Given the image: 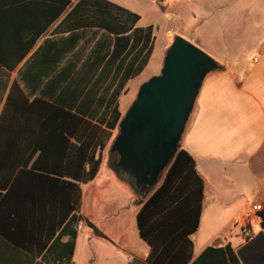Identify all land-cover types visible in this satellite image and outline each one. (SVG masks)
Returning a JSON list of instances; mask_svg holds the SVG:
<instances>
[{"label":"trees","instance_id":"trees-1","mask_svg":"<svg viewBox=\"0 0 264 264\" xmlns=\"http://www.w3.org/2000/svg\"><path fill=\"white\" fill-rule=\"evenodd\" d=\"M70 3L0 0V171H9L0 184V232L28 234L14 243L54 253L63 264L75 247L81 184L96 177L122 117L119 97L148 64L155 40L139 13L79 0L65 30L33 49ZM121 180L137 195L136 225L150 264H242L229 242L193 257L205 183L187 150L179 147L152 189ZM256 215L264 231V205Z\"/></svg>","mask_w":264,"mask_h":264},{"label":"crops","instance_id":"crops-1","mask_svg":"<svg viewBox=\"0 0 264 264\" xmlns=\"http://www.w3.org/2000/svg\"><path fill=\"white\" fill-rule=\"evenodd\" d=\"M78 1L71 0L39 36L33 49L46 37L65 30L63 19ZM109 1L125 7L119 0ZM162 1L169 5L173 0ZM192 1L178 0L177 8L188 10L186 6ZM203 5L207 7V3ZM177 8L166 13L167 20L175 19ZM140 22L141 19L139 25ZM256 22L254 55L246 59L239 54L231 56L219 63L222 68L207 74L181 137L180 147L193 156L197 172L205 183L200 223L191 236L194 258L207 246L229 242L242 264H264V231L256 215L264 205V15ZM192 30L189 27L188 31ZM168 31L175 36V31L179 30ZM258 39H262L260 45ZM100 168L93 180L81 184V191L95 183ZM8 174V170L0 171V184L6 181ZM109 176L111 179H106L107 182L123 191L114 173ZM76 225L77 222L74 225L77 237L69 264L81 256L83 241H88ZM245 230L251 231L249 237ZM29 238L28 234L0 232V264H63L54 253L38 254L28 245L14 243ZM67 239L65 235L61 241ZM149 251L147 245L138 253L141 264H150Z\"/></svg>","mask_w":264,"mask_h":264},{"label":"rangeland","instance_id":"rangeland-1","mask_svg":"<svg viewBox=\"0 0 264 264\" xmlns=\"http://www.w3.org/2000/svg\"><path fill=\"white\" fill-rule=\"evenodd\" d=\"M119 1L141 15L140 25L155 23L150 60L139 76L127 82V90L119 97L122 116L135 99L139 86L160 72L166 49L174 37L168 30H179L175 35L185 39L193 37L190 41L218 63L237 54L246 59L254 55L257 46L255 24L264 15V0H194L186 6L188 10L177 8L178 0L169 5L163 4L162 0ZM175 8L178 11L175 19L167 20L166 13ZM189 27L193 29L191 32ZM262 39H258L259 45ZM15 74L16 70L12 72V78ZM117 132L118 129L112 131L102 150L100 174L95 183L82 190L76 227L85 233L88 241H83L82 254L73 264H141L138 253L147 248L136 227L137 195L113 168L116 156L110 152V145ZM111 172L123 191L107 182ZM237 242L235 240V244Z\"/></svg>","mask_w":264,"mask_h":264},{"label":"water","instance_id":"water-1","mask_svg":"<svg viewBox=\"0 0 264 264\" xmlns=\"http://www.w3.org/2000/svg\"><path fill=\"white\" fill-rule=\"evenodd\" d=\"M221 65L200 47L175 35L160 72L144 81L121 117L110 145L114 171L131 186L152 189L180 147L201 85Z\"/></svg>","mask_w":264,"mask_h":264},{"label":"built area","instance_id":"built-area-1","mask_svg":"<svg viewBox=\"0 0 264 264\" xmlns=\"http://www.w3.org/2000/svg\"><path fill=\"white\" fill-rule=\"evenodd\" d=\"M244 233H245V235L248 236V237L251 235V231H250V230H245Z\"/></svg>","mask_w":264,"mask_h":264},{"label":"flooded vegetation","instance_id":"flooded-vegetation-1","mask_svg":"<svg viewBox=\"0 0 264 264\" xmlns=\"http://www.w3.org/2000/svg\"><path fill=\"white\" fill-rule=\"evenodd\" d=\"M114 155L116 156V153ZM115 159H116V157H115Z\"/></svg>","mask_w":264,"mask_h":264}]
</instances>
